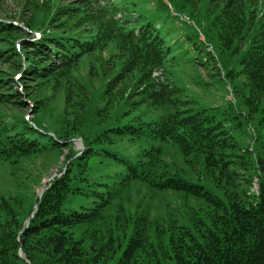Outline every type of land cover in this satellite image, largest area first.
Segmentation results:
<instances>
[{"label": "trees", "instance_id": "16d2710c", "mask_svg": "<svg viewBox=\"0 0 264 264\" xmlns=\"http://www.w3.org/2000/svg\"><path fill=\"white\" fill-rule=\"evenodd\" d=\"M24 2L0 18V168L60 166L0 197V264H264V0ZM189 49L259 137L152 77Z\"/></svg>", "mask_w": 264, "mask_h": 264}, {"label": "rangeland", "instance_id": "374dc122", "mask_svg": "<svg viewBox=\"0 0 264 264\" xmlns=\"http://www.w3.org/2000/svg\"><path fill=\"white\" fill-rule=\"evenodd\" d=\"M30 1V0H29ZM120 2V0H118ZM24 0H0V18L2 20H10L9 18H17L24 20L29 15L23 8ZM157 0H146L142 4V9L135 11L137 14H148L152 17L157 12ZM154 12V13H153ZM176 15V14H174ZM7 17V18H6ZM184 20H187L183 17ZM20 21V20H19ZM192 26V22H190ZM21 26V25H20ZM173 31L176 33H190V25L182 22L180 18L173 17L170 23ZM203 55L199 57L189 50L184 55L177 56L166 66L164 74H161L159 81L167 79L168 82L180 90V97L190 101L192 109H214L217 120H221L225 125L230 126L237 121L241 123L242 130L254 129L259 137L261 132L256 129L255 120L249 121L245 114L246 108L242 104L241 97L233 93L230 86L220 79L216 71L211 66L205 65ZM0 69H5V64L0 63ZM236 117V119H233ZM229 119H233L232 121ZM239 142L242 149H247L251 143V135H240L238 132H232ZM262 140L259 138L255 145L258 148ZM78 142L74 144V150L80 149ZM60 162L56 166H50L41 176L39 185L27 182L31 178L39 176L36 170L41 169V159L36 160H19L14 165V169L3 166L0 168V197H5L14 194L30 195V192L38 194L39 191L48 183V181L59 172ZM12 173V174H10ZM257 190L256 181L252 182L251 192ZM145 200L152 208L157 205V202Z\"/></svg>", "mask_w": 264, "mask_h": 264}, {"label": "water", "instance_id": "95a60500", "mask_svg": "<svg viewBox=\"0 0 264 264\" xmlns=\"http://www.w3.org/2000/svg\"><path fill=\"white\" fill-rule=\"evenodd\" d=\"M43 192V190L41 191V193ZM35 208H36V206H34V208H33V213H34V211H35Z\"/></svg>", "mask_w": 264, "mask_h": 264}]
</instances>
